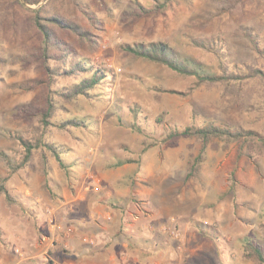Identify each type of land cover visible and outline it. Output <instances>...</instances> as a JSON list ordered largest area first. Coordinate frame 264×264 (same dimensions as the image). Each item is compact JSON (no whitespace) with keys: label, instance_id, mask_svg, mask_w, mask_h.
I'll return each mask as SVG.
<instances>
[{"label":"rangeland","instance_id":"374dc122","mask_svg":"<svg viewBox=\"0 0 264 264\" xmlns=\"http://www.w3.org/2000/svg\"><path fill=\"white\" fill-rule=\"evenodd\" d=\"M138 1L150 8L147 13L139 14ZM42 6V13L46 9L89 30L91 39L77 40L50 25L61 45L49 49L54 58L45 57L42 35L32 20V10ZM242 26H253L264 48V0H172L156 11L151 0H0V177L7 173L4 157L15 161L19 156L18 134L42 135L64 146L68 165L62 170L48 156L51 171L44 175L36 154L33 167L10 176L7 186L17 201L8 206L0 195V264H54L39 251L45 229L37 216L45 219L52 214L50 208L53 214H78V196L84 194L100 197L104 211L118 207L121 200L127 204L126 213L146 218L143 232L152 235L157 247L141 264H260L243 256L241 239L258 234L264 240V80L193 86L192 76L122 49L124 44L163 39L214 72L215 57L189 44V36H221L230 45L231 62L264 70V57L254 51ZM65 52L67 57L57 60ZM76 62L107 71L89 95L69 102L55 92L91 71L57 75L50 68H70ZM47 99L56 108L53 124L42 127ZM133 107L139 110L136 117ZM206 117L255 130L263 140L215 138L199 172L187 178L200 143L188 137L172 145L162 141V135ZM69 119L84 121L85 126L58 127ZM118 161L122 163L108 166ZM148 214L156 216L152 223ZM195 222L208 235L201 234ZM164 226L179 231L178 242L160 229Z\"/></svg>","mask_w":264,"mask_h":264},{"label":"trees","instance_id":"16d2710c","mask_svg":"<svg viewBox=\"0 0 264 264\" xmlns=\"http://www.w3.org/2000/svg\"><path fill=\"white\" fill-rule=\"evenodd\" d=\"M19 1V0H18ZM28 4H36L40 0H24ZM172 0H151L152 8L154 11L164 9L170 5ZM137 8L139 14L147 13L149 7L138 1ZM43 6L33 12V24L37 27L42 35L41 46L42 54L47 58H54L49 54V49L54 47H60L61 43L55 39L53 30L50 25H53L61 30L68 31L80 41L90 40L92 33L86 30L78 23L67 20L61 16L49 14L45 9V14L42 13ZM89 17V16H87ZM241 31L243 35L251 42L254 51L261 57H264V48L260 46L258 40V34L255 28L252 26H242ZM189 44L197 47L203 51L210 52L216 59V70L214 72H208L204 69L203 63L198 58H188L180 54L178 49L172 46L168 41L159 39L149 42H135L133 44H124V49L129 54L136 57L152 61L154 63L162 64L171 70L176 71L179 74L192 76L194 78L193 86H215L223 85L225 87L232 83H241L250 78H261L264 80V70L250 63H233L229 60L231 56V48L229 43L224 37H204V36H189ZM67 57V52L63 53L57 58V60L63 61ZM85 64L76 62L72 67L60 68L55 66L50 68L51 71L57 75L63 74H80L81 72L91 71V74L83 77L79 82L71 84L69 87L55 92L58 96L66 101H72L80 95L87 96L90 91L95 89L101 82V77L106 73V68L96 67L88 69ZM48 68V64H45ZM174 91V90H171ZM183 93V92H178ZM55 104L51 99L46 100L45 107L41 115L40 124L42 127L52 125L51 118L54 115ZM132 114L136 117L139 113L137 107L132 108ZM195 111V108H194ZM162 120V116L158 118ZM82 127L85 126V122L77 119L63 120L59 123L58 127L67 129V126ZM132 125L137 127L139 132L143 130L140 126L133 122ZM162 141H168L172 145H175L180 138H195L200 147L197 154L190 162L187 178L195 176L205 160L208 144L213 139H220L226 142L239 141L243 142L249 138L257 137L263 140V136L252 129H247L241 125L233 124L230 122H215L214 120L206 117L201 123H191L183 126L182 128L168 129L162 135ZM19 146L20 153L15 161H10L7 157H4L7 165V173L5 176L0 177V195L3 196L6 205L11 206L16 203L17 199L12 194L7 186V181L10 176L26 166L33 167V157L37 154L39 156V170L48 175L51 171V165L48 156L54 158L60 169L65 170L68 168L67 163L63 159V154L66 152L64 146L56 144L53 141L43 140L42 135L33 136L32 138H24L21 135L15 136ZM264 142V141H263ZM150 146L153 144H149ZM0 155L2 153L0 152ZM122 161H118L109 167L118 166ZM64 171V172H65ZM260 223L264 227V205L260 213ZM198 231L203 235H208V231L203 229L200 222H195ZM0 240H3V232L0 228ZM241 245L243 247V256L248 259H255L260 264H264V240L258 235H249L241 239ZM51 263V262H50Z\"/></svg>","mask_w":264,"mask_h":264},{"label":"crops","instance_id":"0c3cea01","mask_svg":"<svg viewBox=\"0 0 264 264\" xmlns=\"http://www.w3.org/2000/svg\"><path fill=\"white\" fill-rule=\"evenodd\" d=\"M78 199L82 203L76 201L82 205L78 214H53L54 209L50 208L52 214H45V219L37 216L40 228L45 229L39 251L45 253L52 263L141 264L143 258L152 257L157 242L152 235L143 232L142 221L146 218L126 213L127 204L121 200L118 207L104 211L98 202L100 197L95 199L93 194H84ZM154 217L155 214H148L149 223ZM51 218L54 223L50 222ZM56 224L61 228H56ZM55 238L62 244L55 245Z\"/></svg>","mask_w":264,"mask_h":264},{"label":"built area","instance_id":"2783aa9c","mask_svg":"<svg viewBox=\"0 0 264 264\" xmlns=\"http://www.w3.org/2000/svg\"><path fill=\"white\" fill-rule=\"evenodd\" d=\"M50 222L54 223V219L51 218V219H50ZM56 228L60 229V228H61L60 224H56ZM160 229H162V231H166V232H168V234H169L173 239H175L177 242H178V240L180 239V233H179V231H178L176 228H174V227H166V226H164V227H161Z\"/></svg>","mask_w":264,"mask_h":264}]
</instances>
